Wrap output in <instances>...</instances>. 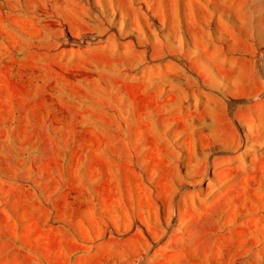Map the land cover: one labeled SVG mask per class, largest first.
Instances as JSON below:
<instances>
[{"label": "rangeland", "instance_id": "374dc122", "mask_svg": "<svg viewBox=\"0 0 264 264\" xmlns=\"http://www.w3.org/2000/svg\"><path fill=\"white\" fill-rule=\"evenodd\" d=\"M0 264H264V0H0Z\"/></svg>", "mask_w": 264, "mask_h": 264}]
</instances>
